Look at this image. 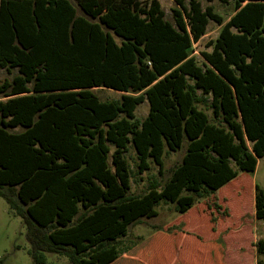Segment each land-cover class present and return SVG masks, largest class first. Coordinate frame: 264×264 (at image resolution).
Instances as JSON below:
<instances>
[{"label": "trees", "instance_id": "obj_1", "mask_svg": "<svg viewBox=\"0 0 264 264\" xmlns=\"http://www.w3.org/2000/svg\"><path fill=\"white\" fill-rule=\"evenodd\" d=\"M74 1L76 7L70 0H0V68L17 70L0 81V197L25 227L33 264H44L46 254L108 264L137 245L122 246L119 236L143 213L120 217L115 236L82 250L54 239L95 217L128 214L145 200L128 194L129 148L138 173L153 163L161 174L165 149L187 144L182 165L167 183L152 180L149 196L187 187L200 199L216 189L215 178L234 176L211 153L229 155L230 138L197 107L214 93L209 107L217 118L218 99L232 98L219 75L233 87L255 155H264V0H217L233 2L226 21L200 0H174L171 21L158 0ZM209 21L220 30L199 64L190 50ZM93 88L123 95L101 101ZM144 101L148 112L139 121L134 112ZM232 129L240 138L239 125ZM238 165L253 172L256 161L241 156ZM182 201L180 213L190 207V198ZM254 216L264 222L257 185ZM254 249L255 264H264V239Z\"/></svg>", "mask_w": 264, "mask_h": 264}, {"label": "rangeland", "instance_id": "obj_2", "mask_svg": "<svg viewBox=\"0 0 264 264\" xmlns=\"http://www.w3.org/2000/svg\"><path fill=\"white\" fill-rule=\"evenodd\" d=\"M150 0H141L149 2ZM165 13V19L171 21V10L175 8L174 0H158ZM70 2L76 7L74 0ZM202 8L211 6L215 13L226 21L233 13V2L221 4L217 0L207 2L200 0ZM220 26L209 21L206 33L197 42L192 44L190 55L194 56L200 64L199 53L210 51L206 47L209 41H214ZM119 43L118 39H115ZM17 73L12 68L9 73L0 68V81L9 80ZM219 78L230 89L232 98L221 97L219 100V114L215 117L212 103L214 93L209 95V100L204 105L197 107L206 112L214 129L222 131V135L230 138L229 150L226 157L212 151V155L227 164L234 176L226 179H214L216 189L213 193L200 199L196 198L193 191L182 188L179 192L159 189L153 196L147 194V185L152 180L160 184L167 183L170 179V170L176 165H182L187 154V144L176 152H167L163 157L162 173L150 163L148 171L138 173L135 167V155L129 148L125 157L131 172L130 189L132 196H144L145 200L128 214L114 215L101 219L95 217L81 226L62 229L55 240L66 243L82 250L95 241L115 236L121 227L125 215L136 216L140 213L139 224L128 225L119 236L122 246L137 243L129 251L118 255L108 264H255L258 259L254 245L264 239V222L254 216V186L257 185L264 191V155L258 158L253 151V142L246 135L241 112L237 107V100L233 87L223 76ZM101 101L119 100L123 93L107 89L93 88ZM233 101L235 107H231ZM148 112V103L144 101L135 109V119L142 120ZM232 124L239 125L241 136L238 138L232 129ZM242 143L243 149L240 147ZM111 152V151H110ZM250 155L256 161L253 172H243L238 165L241 156ZM220 156L222 158H220ZM108 166L111 162L108 158ZM190 198V207L184 212L176 209ZM82 202H78V215L82 212ZM93 212L90 211V214ZM175 227L170 233L166 229ZM157 229H162L158 231ZM29 242L25 235V227L21 219L10 210L6 202L0 197V264H33L28 250ZM44 264H70L65 257L46 254Z\"/></svg>", "mask_w": 264, "mask_h": 264}]
</instances>
